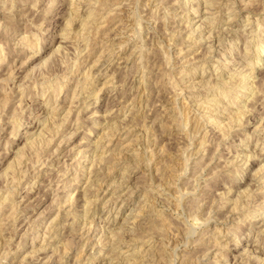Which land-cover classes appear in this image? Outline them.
<instances>
[{
	"label": "rangeland",
	"instance_id": "rangeland-1",
	"mask_svg": "<svg viewBox=\"0 0 264 264\" xmlns=\"http://www.w3.org/2000/svg\"><path fill=\"white\" fill-rule=\"evenodd\" d=\"M204 1L0 0V264H264V0Z\"/></svg>",
	"mask_w": 264,
	"mask_h": 264
},
{
	"label": "bare ground",
	"instance_id": "bare-ground-1",
	"mask_svg": "<svg viewBox=\"0 0 264 264\" xmlns=\"http://www.w3.org/2000/svg\"><path fill=\"white\" fill-rule=\"evenodd\" d=\"M161 1V0H160ZM215 1V0H214ZM220 1V0H219ZM198 2H199V0H198ZM204 2H206V1H204ZM215 3V2H214ZM221 3V2H220ZM220 3H219V5H220ZM232 3V2H231ZM208 4L209 5H211L212 6V4H213V1L212 0H207V2H206V8H210L209 6H208ZM217 4V3H216ZM203 5V4H202ZM218 7V6H217ZM113 8V7H112ZM213 8V7H212ZM221 9V8H220ZM230 9V8H229ZM210 10V9H209ZM231 10V9H230ZM114 12V11H113ZM116 12V11H115ZM114 12V13H115ZM205 12V19H208L209 17L207 16V14H208V12L210 13V11H204ZM112 13V12H111ZM234 13V12H233ZM70 14V13H69ZM108 16V15H107ZM111 16V15H110ZM74 17V16H73ZM76 17V16H75ZM74 17V18H75ZM93 17H94V14L93 13H91L89 16H88V20H93ZM204 17V16H203ZM211 18V17H210ZM220 18V17H219ZM87 19V18H86ZM95 19V18H94ZM217 19V18H216ZM235 19V18H234ZM72 20V19H71ZM250 21V20H249ZM72 23H73V21H72ZM88 24V23H87ZM86 24V25H87ZM117 24V23H116ZM203 24V23H202ZM202 24L200 25L201 27H202ZM212 24L213 25H217V23H216V20H213V22L211 23V25L210 26H212ZM70 26V25H69ZM84 26H85V23H84ZM91 26V25H90ZM200 26H199V30H200ZM204 26V25H203ZM227 29V28H226ZM196 30V29H195ZM100 31V30H99ZM197 31V30H196ZM223 32V31H222ZM223 33H225V32H223ZM253 34V33H252ZM236 36V35H235ZM209 37V36H208ZM241 37V36H240ZM234 38V37H233ZM244 38H245V36H244ZM237 39V38H236ZM243 39V38H242ZM241 39V40H242ZM247 39V38H246ZM234 40V39H233ZM29 42V41H28ZM231 43V42H230ZM249 43V42H248ZM112 45V44H111ZM168 48V47H167ZM213 49V48H212ZM232 49V48H231ZM249 49V48H248ZM252 51V50H251ZM256 51V50H255ZM258 51V50H257ZM263 51H264V47L261 49V50H259L258 52H257V60H259L260 58H261V55H262V53H263ZM115 52V51H114ZM245 52H246V50H245ZM247 52H248V50H247ZM246 52V55H248L249 54V52L247 53ZM252 53V52H251ZM3 54V53H2ZM2 54H1V56H0V58L2 59V62H0V65L2 64V63H4L3 62V58H2ZM32 57V56H31ZM244 57H246V56H244ZM248 57V56H247ZM32 58H34V56L32 57ZM188 59V58H187ZM122 61H123V59H122ZM107 62V61H106ZM220 62V61H219ZM240 63V62H239ZM260 63H262V61L260 62H255L254 60H251V62H250V68L249 69H247V71H249V73H247V71L246 72H244V73H242L241 74V77L239 76V78L238 79H236V77H231V75L228 77V79H227V81L226 82H224V83H218V82H216V84H214L213 86H224V87H226L225 89H223V91H221V90H215L214 91V96L215 97H211V95H209V93L206 95L207 96V101L208 100H210V101H215V100H217V101H219V102H224V101H226L227 99H229V101H231V103H233V106H235V111L238 113L239 111H237L238 110V107H240L241 109H242V111H240L239 112V115H233L234 117H232L233 119L235 118V120H236V123L238 122V125H236L235 127L236 128H239L240 126H244L245 124V122L247 123V121H246V119L244 120V116L245 115H247V114H249L250 113V111H251V107L256 103V98H257V94H258V92H256V85H257V81H251V82H249V79L250 78H253V79H255V70H256V67L257 66H260L261 64ZM224 64V63H223ZM227 66L228 65H230L231 64V61H229V62H227V63H225ZM225 64L223 65V66H225ZM247 67H248V65H247ZM194 69H195V71H197L196 69H198V67H194ZM219 71V70H218ZM205 73V71H203V74ZM216 73V72H215ZM98 74V73H97ZM203 74H202V77H203ZM218 75H220L221 77L223 76V74L222 73H217V75L216 76H218ZM240 75V74H239ZM218 78V77H217ZM210 80V79H209ZM256 80V79H255ZM215 82V81H214ZM205 84V83H204ZM231 84H234V88L236 89V88H239L241 91L242 90H245L246 91V94H242L243 92H239V94L238 95H236V94H233L232 93V88L230 87L231 86ZM199 85V84H198ZM207 85V84H206ZM196 87V86H195ZM207 87V86H206ZM214 88V87H213ZM215 88H217V87H215ZM212 89V88H211ZM213 90V89H212ZM211 90V91H212ZM220 91V92H219ZM206 92V91H205ZM245 93V92H244ZM204 94V93H203ZM241 95H243V97H245V98H243V97H241ZM205 96V95H204ZM218 96H221L220 98L218 97ZM216 98H219V99H216ZM7 99H9V98H7ZM22 100V99H21ZM234 101V102H233ZM236 101V102H235ZM244 102V105H242V106H240V104L241 103H243ZM130 103V102H129ZM226 103V102H225ZM228 103V102H227ZM4 104H6V103H4ZM208 104L210 105L211 103L208 101ZM22 105V104H21ZM25 105V104H24ZM226 106H228V104L226 105ZM214 107H216L217 108V105H215ZM4 108V107H3ZM228 108H226L225 110H227ZM71 110V109H70ZM224 110V111H225ZM50 118V117H49ZM229 119V118H228ZM231 120V119H230ZM234 121V120H233ZM180 122V121H179ZM185 122V121H184ZM187 122V121H186ZM206 122H208V121H206ZM248 122H250L249 120H248ZM231 123H232V121H231ZM56 124V123H55ZM183 124V123H182ZM185 124V123H184ZM187 124V123H186ZM185 124V125H186ZM201 124V123H200ZM248 124V123H247ZM181 125V124H180ZM180 125H178V126H180ZM59 126V125H58ZM186 126H188V125H186ZM49 127H50V125H49ZM48 127V128H49ZM184 127V126H183ZM227 127V126H226ZM245 127V126H244ZM51 128V127H50ZM180 128H181V126H180ZM184 128H186V127H184ZM228 129H230V128H228ZM232 129H234V128H232ZM40 130V129H39ZM52 130H57V129H55V128H51V129H49V131H52ZM115 130V129H114ZM237 130V129H236ZM44 129L42 130L41 129V131H36V133L33 135V136H31L30 138H32V140L31 141H27V143H25V145L23 146V149H21V150H24L23 152H21L18 156H17V159L16 160H18V161H16L17 162V164L15 163L14 164V167H13V165H12V169H14L13 171H16V169H17V167L18 166H20L22 163H23V161H24V159L25 158H27L26 157V154H27V152H25V151H32V152H37V150L39 149L40 150V147H42V146H40V144L42 145V142H44ZM193 132V131H192ZM29 134H31V133H29ZM193 134V133H192ZM206 135V134H205ZM229 135V134H228ZM193 144V143H192ZM43 150V149H42ZM41 151V150H40ZM40 153V152H39ZM37 159V158H36ZM238 159V158H237ZM210 162V161H209ZM238 161H236L235 162V160L231 163V164H229V166H227V167H232L233 165L235 166V165H237L236 163H237ZM10 163V162H9ZM11 165V164H10ZM16 166V167H15ZM10 167V166H9ZM8 167V168H9ZM224 167V166H223ZM223 167H222V169H223ZM196 168V167H195ZM12 169H11V172H13L12 171ZM232 169H236V168H232ZM228 170V169H227ZM8 171H9V169H8ZM20 172V171H19ZM235 172V171H234ZM231 173H233V172H231ZM236 173V172H235ZM237 174H238V171H237ZM236 175V174H235ZM23 180V179H22ZM189 181V180H188ZM259 181V180H258ZM260 182H261V185H264V177H262L261 179H260ZM259 182V183H260ZM14 186V185H13ZM263 187V186H262ZM11 189V188H10ZM263 189H264V187H263ZM228 192V191H227ZM229 193H230V191H229ZM9 194H10V192H9ZM85 195H86V192H85ZM8 196V195H7ZM10 196V195H9ZM6 201V200H5ZM11 201V200H10ZM74 201V200H73ZM72 202V201H71ZM20 203V202H19ZM88 203V202H87ZM87 203H85V204H87ZM72 204H74L73 202H72ZM224 204V203H223ZM13 205H14V202H13ZM12 205V206H13ZM222 205V204H221ZM70 207V206H69ZM71 207H72V205H71ZM70 207V208H71ZM1 208H3V206L1 207ZM4 209V208H3ZM12 212V211H11ZM14 212V211H13ZM4 214V213H3ZM151 214V213H150ZM210 215V214H209ZM154 216V215H153ZM76 217V216H75ZM147 217V216H146ZM145 217V218H146ZM3 218V217H2ZM149 218V217H148ZM153 218V217H152ZM152 218H150V219H152ZM154 218H156V217H154ZM1 220V219H0ZM155 220V219H154ZM213 221H215L214 219H212ZM150 222V221H149ZM155 222H156V220H155ZM224 222V221H223ZM152 223V222H151ZM21 225V224H20ZM139 225V224H138ZM32 231V230H31ZM209 232L210 231H207V232H205V234H202V238H200V241H202V243H204V244H208V242L206 243L205 242V240L207 239V237H209L208 235H209ZM131 234H132V231H131ZM206 237V238H205ZM211 237V236H210ZM203 239V240H202ZM210 239V238H209ZM144 240V239H143ZM130 241H132V242H134L133 244L136 246V244H137V242H136V240H130ZM67 243V242H66ZM139 243V242H138ZM69 244V243H68ZM219 244V243H218ZM65 245V244H64ZM127 245V244H126ZM201 245V244H200ZM214 245V244H213ZM216 245V244H215ZM126 247H128V248H131V245H127ZM114 248H116V247H114ZM140 248H142L141 246H137V247H134V246H132V250H134V255H135V257L136 256H139V254H140V252L139 251H141V250H139ZM214 248V247H213ZM114 250V249H113ZM143 251H145V250H142V252ZM114 252V251H113ZM245 253V252H244ZM133 255V254H132ZM246 255H247V253H246ZM250 256V255H249ZM61 258V257H60ZM125 258V262H124V264H132L133 262H135L136 261V259H133V256H132V258H127V256L126 257H124ZM147 258V257H146ZM264 260V259H263ZM60 261V260H59ZM64 261V260H63ZM248 262V261H247ZM246 262V263H247ZM110 263V262H109ZM245 263V264H246ZM120 264H122V263H120ZM141 264V263H140Z\"/></svg>",
	"mask_w": 264,
	"mask_h": 264
}]
</instances>
